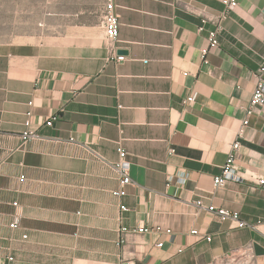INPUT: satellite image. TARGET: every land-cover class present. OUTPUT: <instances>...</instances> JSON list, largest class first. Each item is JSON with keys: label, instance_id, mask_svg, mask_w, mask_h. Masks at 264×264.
<instances>
[{"label": "crops", "instance_id": "0c3cea01", "mask_svg": "<svg viewBox=\"0 0 264 264\" xmlns=\"http://www.w3.org/2000/svg\"><path fill=\"white\" fill-rule=\"evenodd\" d=\"M238 2L204 61L223 0H116L117 62L106 0H22L35 30L0 47V264H264V0ZM237 140L244 179L216 187ZM123 226L153 230L119 246Z\"/></svg>", "mask_w": 264, "mask_h": 264}, {"label": "built area", "instance_id": "2783aa9c", "mask_svg": "<svg viewBox=\"0 0 264 264\" xmlns=\"http://www.w3.org/2000/svg\"><path fill=\"white\" fill-rule=\"evenodd\" d=\"M223 4L225 5V10L219 17H217L213 22L215 23V28L209 30L208 32V45L207 47L202 49V58L204 61H207L208 53L219 47V32L221 30L220 24L223 19L228 16V13L231 12L234 8H236L239 4L238 0H223ZM207 22L206 19L203 20L205 24ZM104 30H105V37L108 49L110 51V55L108 60L110 61H117L123 62L127 58L124 54H120L118 52V43H119V26H120V16L117 12V4L116 0H106V13L104 16ZM204 29V25L200 27V30ZM196 99V93L189 96L184 100L185 105H189L193 103ZM264 108V65L257 71V86L253 93L251 105L248 109V117L254 114L256 111L262 110ZM30 115V113H29ZM57 120L56 116L51 117L49 121L46 122V125L51 126L53 121ZM245 123H249V119L245 120ZM1 125V123H0ZM27 129L23 132L22 137L24 143H28L31 140L42 139V135L36 129H31V119H27L26 121ZM242 135V134H241ZM241 147V141L237 140L232 145V151L228 156V159L225 165L222 168V173L215 177L214 183L216 187H223L226 185L228 181H242L244 176L238 169L236 159L238 150ZM171 152H175V149H172ZM126 151L121 149L120 151V160L115 163H110L111 167L118 173L121 177V184L123 186L130 184L132 182V178L130 175V163L126 160ZM181 181H185L187 179V175L182 174L180 177ZM257 183L260 185H264V177H258ZM124 192L123 190H117L115 192L116 195H122ZM200 207L205 208L213 213H216L222 221L231 220L238 223L240 228L244 227H252L255 228L254 224L248 223L241 219L240 213L238 211H232L225 207H217L216 205H209L205 207L201 201L197 203ZM125 209V206H122ZM19 226V219L16 218L13 223H11V227L17 228ZM153 229L145 226L140 227H130V226H123L121 229V237L118 241L119 246H123L127 244L130 239L136 235L144 234L147 232H151ZM167 232H170L168 229ZM194 234L198 233V230L193 231ZM26 237V236H25ZM208 240H211V237H207ZM160 246L163 243L159 244ZM251 246V245H250ZM249 246V247H250ZM126 264H134L133 259H128L125 261Z\"/></svg>", "mask_w": 264, "mask_h": 264}, {"label": "rangeland", "instance_id": "374dc122", "mask_svg": "<svg viewBox=\"0 0 264 264\" xmlns=\"http://www.w3.org/2000/svg\"><path fill=\"white\" fill-rule=\"evenodd\" d=\"M28 18L29 14L22 10V0H0V47L17 43L20 35L35 30L27 26Z\"/></svg>", "mask_w": 264, "mask_h": 264}]
</instances>
